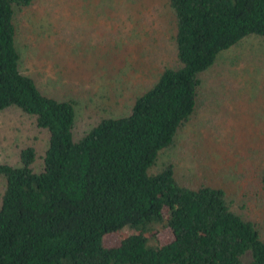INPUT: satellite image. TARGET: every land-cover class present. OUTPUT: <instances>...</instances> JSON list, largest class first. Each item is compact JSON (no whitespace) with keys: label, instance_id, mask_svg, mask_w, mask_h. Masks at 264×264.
Segmentation results:
<instances>
[{"label":"trees","instance_id":"trees-1","mask_svg":"<svg viewBox=\"0 0 264 264\" xmlns=\"http://www.w3.org/2000/svg\"><path fill=\"white\" fill-rule=\"evenodd\" d=\"M34 2L0 0V111L19 110L49 133L41 156L27 145L17 163L0 161V264H264L262 228L226 189L183 184L172 161L160 163L202 108L203 76L222 52L264 38V0H166L174 63L127 114L79 137V100L45 92L24 70L18 16ZM257 177L264 203V170ZM124 228L132 233L108 245ZM161 228L173 236L164 244Z\"/></svg>","mask_w":264,"mask_h":264},{"label":"rangeland","instance_id":"rangeland-1","mask_svg":"<svg viewBox=\"0 0 264 264\" xmlns=\"http://www.w3.org/2000/svg\"><path fill=\"white\" fill-rule=\"evenodd\" d=\"M166 5V0H35L19 14L24 70L45 92L79 100L77 137L102 117L127 114L136 94L174 63ZM203 80L202 108L160 163L172 161L183 184L226 189L234 209L257 221L264 235L257 177L264 170V38L252 36L222 52ZM48 137L21 111H0V161L17 163L27 145L41 156ZM4 186L0 178V199ZM130 233L124 228L106 242L116 245ZM156 237L164 244L173 236L161 228Z\"/></svg>","mask_w":264,"mask_h":264}]
</instances>
